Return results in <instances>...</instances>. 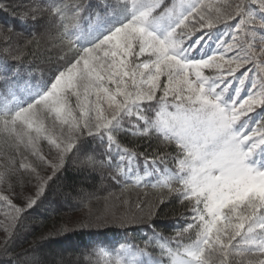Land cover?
Returning a JSON list of instances; mask_svg holds the SVG:
<instances>
[{
    "label": "snow or ice",
    "instance_id": "1",
    "mask_svg": "<svg viewBox=\"0 0 264 264\" xmlns=\"http://www.w3.org/2000/svg\"><path fill=\"white\" fill-rule=\"evenodd\" d=\"M45 7L61 29L63 50L80 47L27 104L18 88L0 95V132L20 154L0 165V202L9 219L36 205L71 153L91 170L107 168L125 189L166 188L188 202L191 223L180 232L195 228L191 244L177 239L173 246L154 232L145 246L159 249L156 258L130 243L109 250L98 242L94 254L104 264H264V0H102L86 26L76 24L73 32L69 21L79 16L78 6L71 16L54 0ZM43 10L31 5L22 15L35 19ZM218 25L227 40L218 38L213 54L193 55L213 38L203 30ZM196 30L201 35L186 43ZM246 65L250 69L237 76ZM154 135L173 152L150 153L148 144L141 153L123 143L124 137ZM169 157L175 167L160 168ZM43 169L51 174L41 175ZM24 177L35 191L18 206L13 196ZM3 230L7 255L10 228ZM23 258L38 264L35 255ZM86 264L93 262L87 258Z\"/></svg>",
    "mask_w": 264,
    "mask_h": 264
},
{
    "label": "trees",
    "instance_id": "2",
    "mask_svg": "<svg viewBox=\"0 0 264 264\" xmlns=\"http://www.w3.org/2000/svg\"><path fill=\"white\" fill-rule=\"evenodd\" d=\"M52 2L0 0V95L26 81L43 90L53 80L57 70L67 65L79 51V43L72 52L63 50L59 42L61 29L45 7ZM54 2L67 5L69 16L75 7L80 8L76 20L69 21L68 31L73 32L76 24L86 26L89 14L98 11L96 5L102 0ZM169 2L166 0L165 3ZM31 5L44 8L35 19L30 12L22 15ZM123 143L141 153L145 152L148 144L152 146L148 149L150 153L153 150L160 154L173 152L171 145H166L155 135L151 140L124 137ZM81 159L80 155L72 156L70 153L36 205L24 211L15 222L9 219L11 213L0 202V215L8 213L7 219L13 223L11 228L7 224L9 221L3 225L10 228L11 238L7 255L5 233L0 238V264H25V253L29 257L35 255L38 264H60L58 259L67 258H70L67 261L69 264H86L87 258L95 261L93 246L98 242L109 249L112 246L119 249L121 245L130 243L158 258V248L151 244L145 246L154 232L171 238L173 246L177 239L185 244L195 240V228L180 232L191 223V219L188 202H181L175 192L150 187L125 189L123 184L110 178L111 172L107 168L91 170L81 163ZM144 166L143 157H140L138 171L142 172ZM165 166L169 169L175 167L171 157L160 168ZM160 179H163V173ZM156 180V175H153L151 181ZM66 200L67 203H61ZM66 245H69V252H73H67L71 256L66 253L58 256L56 250ZM45 247L48 251L44 250Z\"/></svg>",
    "mask_w": 264,
    "mask_h": 264
},
{
    "label": "rangeland",
    "instance_id": "3",
    "mask_svg": "<svg viewBox=\"0 0 264 264\" xmlns=\"http://www.w3.org/2000/svg\"><path fill=\"white\" fill-rule=\"evenodd\" d=\"M164 2H166V0H164ZM206 2H209V0H206ZM230 23H235V21H231ZM223 27H224L223 25H218L216 28L211 29V30L204 29L203 31H205V32L211 31L213 33V38H212V40H210L208 42V44L206 46H204L202 48H197L193 52V55H204V56H207L209 54L215 53L217 51L218 47H219V45L216 44V40L218 38H221L223 36V32H222ZM229 31H231V30H229ZM200 35H201V30L194 31L192 33V35L186 40V43H189V44L192 43V41L193 40H196ZM223 38L225 40H227V37L226 36H223ZM200 43L203 44L204 42L201 41ZM227 55H232V53H228ZM141 59H144V57H141ZM246 69H250V66L246 65L244 68H241L239 70V72L236 73V75L239 76L240 73L241 72H245ZM203 71H204V74L205 75L212 74L211 73V70H209V69H204ZM247 75L250 78H253V79L256 78L254 76L252 70H248L247 71ZM226 79H229L230 80L231 77H226ZM257 82L259 83L258 80H257ZM235 87H237V85L235 83H233L232 88L229 89V92L231 93ZM15 88H18L19 89V95L21 97L20 102L23 103V104H27L30 101V99L32 98V96H34L37 91H40V89L38 87L29 84L27 81L24 82V83L17 84L12 89H15ZM247 91H248V81H246L245 86H244V89L241 91V94H240L241 99L245 98ZM74 99L75 98L73 97V101H74ZM46 124L48 126H51L52 125V119L49 118L46 121ZM60 127L61 126L57 122V124H56V130L58 131ZM63 127L66 128L67 126L65 125ZM39 147H40V149H41V151H42L43 154H45V155H48L49 154V145H48V143H47L46 140L39 141ZM12 155H15L16 159H19L20 158V154L18 152H15V149H14V147L12 145V139H11V137L9 135H7L6 133H4V132H0V165H3L5 158H7L9 156H12ZM29 159H31L30 156H29ZM45 174L50 175L51 174L50 169H43L42 172H41V175H45ZM15 191L19 195L13 196L14 203H16L18 206H23L24 205V202H25V196H27V195H33L34 194V191H35L34 183H29L28 182V178L27 177H24V183L22 185H17ZM61 203L65 204V203H67V200L66 201H62ZM26 210H29V209H26ZM206 219H208L207 216H206ZM7 221H9V220L7 219L6 215H0V238L5 233L4 230H3V228H4L3 225H4L5 222L7 223ZM7 224L10 225V228H11L13 223L9 221V223H7ZM237 239H239V238H237ZM44 250L48 251L46 249V247L44 248ZM69 251H70L69 245H66L65 247H63L60 250L57 249L56 250V253L59 256V255L64 254V253L68 254L67 252H69ZM70 253H73V252H69V254ZM47 256L50 257V254L48 253ZM69 256H71V255H69ZM95 257H96L95 258V261H92L94 264H96L97 261H99V264H104V258L103 257H98V256H95ZM69 259L70 258H67L66 260H64V259H58V260L56 259V260L60 264H69L67 262Z\"/></svg>",
    "mask_w": 264,
    "mask_h": 264
}]
</instances>
